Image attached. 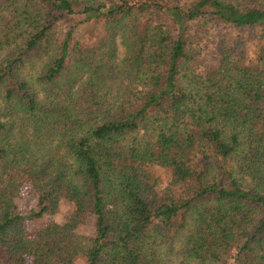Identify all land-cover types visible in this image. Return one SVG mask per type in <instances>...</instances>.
Listing matches in <instances>:
<instances>
[{"label":"trees","instance_id":"1","mask_svg":"<svg viewBox=\"0 0 264 264\" xmlns=\"http://www.w3.org/2000/svg\"><path fill=\"white\" fill-rule=\"evenodd\" d=\"M202 20L264 0H0V264H264V47L201 71Z\"/></svg>","mask_w":264,"mask_h":264},{"label":"rangeland","instance_id":"2","mask_svg":"<svg viewBox=\"0 0 264 264\" xmlns=\"http://www.w3.org/2000/svg\"><path fill=\"white\" fill-rule=\"evenodd\" d=\"M71 20L64 21L59 25L58 37L61 40L70 29ZM102 34L101 25L82 24L75 35L74 42H80L84 45H90L95 42ZM192 37L198 45L201 71H208L218 67L223 53L228 52L235 58L245 57L247 61L254 63L259 61L262 49L264 47V31L261 27L239 28L234 25H219L212 21H199L194 24ZM126 49L118 39L119 58L125 56ZM38 67H30L27 74L35 76ZM1 104V103H0ZM37 196L31 188H25L21 195L16 199L19 210L24 214H29L37 210ZM72 207L65 202L60 210L54 215H46L41 219H30L27 222L28 231L33 232L44 226L50 220L63 222L70 213ZM80 233L90 236L93 233L92 218L80 229ZM84 264L83 262H81Z\"/></svg>","mask_w":264,"mask_h":264}]
</instances>
